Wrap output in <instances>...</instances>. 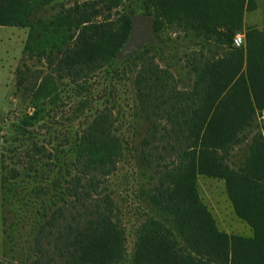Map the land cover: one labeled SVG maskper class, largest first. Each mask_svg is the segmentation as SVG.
I'll return each instance as SVG.
<instances>
[{
  "label": "trees",
  "instance_id": "1",
  "mask_svg": "<svg viewBox=\"0 0 264 264\" xmlns=\"http://www.w3.org/2000/svg\"><path fill=\"white\" fill-rule=\"evenodd\" d=\"M52 1L0 0V26L28 29L14 73V95L27 105L6 131L1 153L3 172L6 153L12 155L10 180L18 177L21 157L35 163L56 158L44 145L25 147L32 129L52 115L62 86L87 85L121 62L117 54L135 15L120 9L122 0L77 1L43 15ZM249 3L144 0L141 14L155 17V32L170 26L198 37L199 48L187 55L195 77L191 89H180L169 70L149 59L135 79L140 111L151 124L140 141V162L155 168L150 201L165 222L144 223L132 264H264V136L255 132L257 114L264 111V29H245ZM241 32L245 43L235 47ZM115 125L112 109L100 111L83 131L72 165L41 190L49 202H43L29 264L123 263L126 238L108 187L123 156ZM16 135L28 137L24 143ZM248 137L249 155L233 168L232 152ZM199 176L225 181L249 235L218 228L199 197Z\"/></svg>",
  "mask_w": 264,
  "mask_h": 264
},
{
  "label": "rangeland",
  "instance_id": "2",
  "mask_svg": "<svg viewBox=\"0 0 264 264\" xmlns=\"http://www.w3.org/2000/svg\"><path fill=\"white\" fill-rule=\"evenodd\" d=\"M77 1L83 0H54L45 6L43 15L53 13L58 6H69ZM143 3L144 0H122L120 9L135 15L141 14ZM257 8L256 1L250 0L245 29H264V9L257 11ZM153 32L155 44H145L137 52L140 57L135 53L117 64H111L87 85L78 87L69 84L60 88V101L50 108L54 111L52 115L49 114V118L32 129L31 137L16 135L19 141L24 139V143L25 137L29 138L25 145L29 149L35 144L46 146L53 151L55 160L44 158L35 163L21 157L22 163L16 166L18 177L10 180L12 155L6 153L4 162L8 168L3 172L1 153L6 131L12 124L19 123L27 105L19 96L14 95V73L21 63L28 29L0 26V264L31 262L34 255L33 241L41 221L42 209L47 207L43 202H49V198L42 193L72 165L83 131L106 108L113 110L116 134L123 140V156L108 185L116 204L117 219L126 238L122 264H132L139 230L147 220L165 222L163 215L150 201L155 187V168L140 162V141L151 124L140 111L134 88L135 79L144 59H149L160 68L169 70L180 89H191L195 77L187 66V55L199 48V38L189 33H175L167 25L158 32L153 29ZM240 34L245 43V32ZM255 123V132L264 136V111L257 114ZM250 144L248 137L245 143L232 152L230 162L233 168L244 164L250 152ZM5 176L8 177V184H5L8 189L6 197L3 191ZM197 190L221 231L234 235L250 234L246 223L234 213L223 179L199 176Z\"/></svg>",
  "mask_w": 264,
  "mask_h": 264
},
{
  "label": "water",
  "instance_id": "3",
  "mask_svg": "<svg viewBox=\"0 0 264 264\" xmlns=\"http://www.w3.org/2000/svg\"><path fill=\"white\" fill-rule=\"evenodd\" d=\"M153 23L154 17L151 15L136 14L133 16L129 40L117 54L119 61L139 52L145 44H155Z\"/></svg>",
  "mask_w": 264,
  "mask_h": 264
},
{
  "label": "built area",
  "instance_id": "4",
  "mask_svg": "<svg viewBox=\"0 0 264 264\" xmlns=\"http://www.w3.org/2000/svg\"><path fill=\"white\" fill-rule=\"evenodd\" d=\"M233 44L235 47H242L244 45V40L240 33L235 35Z\"/></svg>",
  "mask_w": 264,
  "mask_h": 264
},
{
  "label": "crops",
  "instance_id": "5",
  "mask_svg": "<svg viewBox=\"0 0 264 264\" xmlns=\"http://www.w3.org/2000/svg\"><path fill=\"white\" fill-rule=\"evenodd\" d=\"M255 1L258 4L257 11L264 9V0H255ZM246 14H247V10L245 11V15H244L245 16L244 17V23H246Z\"/></svg>",
  "mask_w": 264,
  "mask_h": 264
}]
</instances>
